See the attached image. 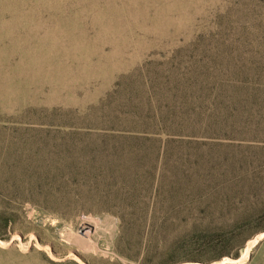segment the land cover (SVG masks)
<instances>
[{
    "label": "rangeland",
    "instance_id": "rangeland-1",
    "mask_svg": "<svg viewBox=\"0 0 264 264\" xmlns=\"http://www.w3.org/2000/svg\"><path fill=\"white\" fill-rule=\"evenodd\" d=\"M261 241L264 0H0V264Z\"/></svg>",
    "mask_w": 264,
    "mask_h": 264
},
{
    "label": "crops",
    "instance_id": "crops-1",
    "mask_svg": "<svg viewBox=\"0 0 264 264\" xmlns=\"http://www.w3.org/2000/svg\"><path fill=\"white\" fill-rule=\"evenodd\" d=\"M224 264H264V241L256 243L245 259H242V255H240Z\"/></svg>",
    "mask_w": 264,
    "mask_h": 264
}]
</instances>
